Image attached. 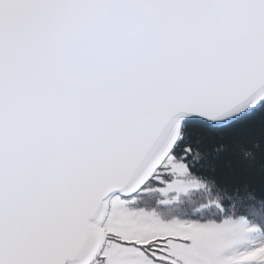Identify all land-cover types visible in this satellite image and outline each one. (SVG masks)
<instances>
[{"label":"snow or ice","instance_id":"6c2138e0","mask_svg":"<svg viewBox=\"0 0 264 264\" xmlns=\"http://www.w3.org/2000/svg\"><path fill=\"white\" fill-rule=\"evenodd\" d=\"M0 264H264V0H0Z\"/></svg>","mask_w":264,"mask_h":264}]
</instances>
